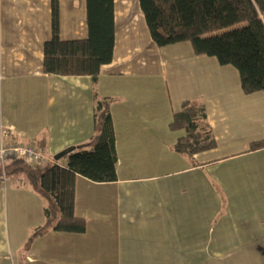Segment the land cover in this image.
Segmentation results:
<instances>
[{"label": "crops", "instance_id": "crops-1", "mask_svg": "<svg viewBox=\"0 0 264 264\" xmlns=\"http://www.w3.org/2000/svg\"><path fill=\"white\" fill-rule=\"evenodd\" d=\"M114 2V56L94 87L44 73L52 0H0V138L9 128L55 160L94 135L96 90L112 99L118 155L116 182L77 179L81 235L30 245L45 201L24 176L0 183V264H264V149L251 151L264 140V92L246 94L234 66L190 42L158 47L139 0ZM59 33L88 38L87 0H59ZM188 100L204 103L216 141L193 162L169 127Z\"/></svg>", "mask_w": 264, "mask_h": 264}, {"label": "trees", "instance_id": "trees-1", "mask_svg": "<svg viewBox=\"0 0 264 264\" xmlns=\"http://www.w3.org/2000/svg\"><path fill=\"white\" fill-rule=\"evenodd\" d=\"M152 40L160 47L190 42L196 55L215 57L234 66L246 94L264 92V0H139ZM87 39L63 41L59 33V0H52V37L44 45V73L89 76L97 85L102 66L112 62L116 41L114 0H87ZM112 99L94 90L95 133L60 161L33 167L21 159L7 163V178L24 176L45 201L46 221L28 243L50 231L85 234L87 220L75 213L78 177L94 183L118 179ZM181 132L174 150L193 162L196 154L215 148L204 103L183 102L169 125ZM264 149V140L251 151ZM1 175V170H0Z\"/></svg>", "mask_w": 264, "mask_h": 264}, {"label": "built area", "instance_id": "built-area-1", "mask_svg": "<svg viewBox=\"0 0 264 264\" xmlns=\"http://www.w3.org/2000/svg\"><path fill=\"white\" fill-rule=\"evenodd\" d=\"M17 136L11 129L2 127L0 138V183L7 181L5 167L11 160L21 159L33 167L44 166L52 162L39 143L33 139L27 142H18Z\"/></svg>", "mask_w": 264, "mask_h": 264}, {"label": "water", "instance_id": "water-1", "mask_svg": "<svg viewBox=\"0 0 264 264\" xmlns=\"http://www.w3.org/2000/svg\"><path fill=\"white\" fill-rule=\"evenodd\" d=\"M70 150H72V148L67 149V150H65V151H62V152L58 153V154L55 156V161H60L61 159H63L64 157H66L67 154L70 152Z\"/></svg>", "mask_w": 264, "mask_h": 264}]
</instances>
